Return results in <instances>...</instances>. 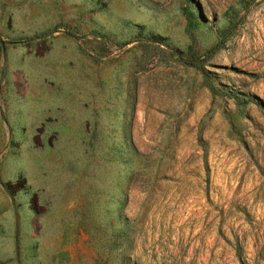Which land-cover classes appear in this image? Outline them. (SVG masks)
<instances>
[{
    "label": "rangeland",
    "instance_id": "1",
    "mask_svg": "<svg viewBox=\"0 0 264 264\" xmlns=\"http://www.w3.org/2000/svg\"><path fill=\"white\" fill-rule=\"evenodd\" d=\"M0 264H264V0H0Z\"/></svg>",
    "mask_w": 264,
    "mask_h": 264
},
{
    "label": "trees",
    "instance_id": "2",
    "mask_svg": "<svg viewBox=\"0 0 264 264\" xmlns=\"http://www.w3.org/2000/svg\"><path fill=\"white\" fill-rule=\"evenodd\" d=\"M69 36H70V37H73V38L75 37L74 34H71V35H69Z\"/></svg>",
    "mask_w": 264,
    "mask_h": 264
}]
</instances>
